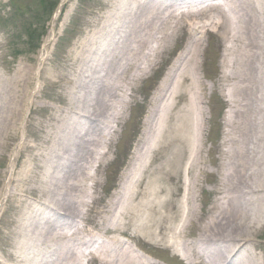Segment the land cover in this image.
I'll use <instances>...</instances> for the list:
<instances>
[{"label": "rangeland", "instance_id": "rangeland-1", "mask_svg": "<svg viewBox=\"0 0 264 264\" xmlns=\"http://www.w3.org/2000/svg\"><path fill=\"white\" fill-rule=\"evenodd\" d=\"M43 1L46 4V0H0V75L6 78L27 70L31 80L23 107L24 115L16 129L18 135L9 138L7 151L0 155V264H21L22 260L15 255L23 236L15 233L18 211L10 194L15 189L16 174L23 171L25 154L33 150L36 156H44L43 144H38L43 135L59 123L57 108L63 105L83 108L71 102L70 93L73 84L78 82L76 71L79 68V59H75L74 51L87 43L111 11L115 13L114 9H124V3L120 1L125 0H59L52 11L50 6L43 9ZM212 1L192 6L200 10L201 6ZM172 2L163 0L158 4L172 10L167 6ZM174 4L180 13L185 11L184 15H187L192 13L190 9L193 7L186 5L195 3L179 0ZM228 4L213 12L225 10L232 15L230 11L236 8L237 12L241 3L232 1ZM176 13L179 14L178 11ZM189 37L187 31L182 30L174 41V49L162 55L149 75L135 82L125 78L118 82L119 89L111 93L113 98L108 102L109 110L119 117L101 122L105 136L115 129L109 152L111 162L100 169L96 177L98 184L94 195L98 201L90 209L84 207L86 217L79 223L78 231L81 227L90 230L91 233L80 234L90 242L81 249L76 248V264H105L101 257L90 258L88 255L89 251L105 246L119 252V257L131 248L132 256L129 257L133 258L129 264H193V253L188 246L206 223L214 224L210 213L223 212L227 208L226 193L219 192V189H225L227 181L233 186L237 167L248 169L251 156L247 155V150H259L251 144L253 135L250 134L249 121L256 122L255 129L259 130L257 141L264 140V84L256 95H249L238 90L231 92L229 89L236 86L231 78L221 80L224 75L244 73L243 66L237 62L243 40H238L231 47L232 42L222 28L212 29L203 36V48L198 59L199 74L209 88L206 93L198 95L186 91L183 95L163 93V96L155 93L158 86L164 85L165 73ZM233 57L231 68L225 61H231ZM153 130L154 146L147 144V165L130 182L135 188L133 196L128 194L131 196L128 209L124 210V216L118 217V224L117 217L114 220L110 217L107 225L104 219L109 216L105 213L115 200L116 192L122 193L126 189L124 174L139 152L141 142L143 152ZM25 145L33 148L24 149ZM259 151L264 159V150ZM96 167V163L94 169L91 167L92 174ZM139 176L140 180H137ZM44 178L39 167L33 166L28 182L45 181ZM88 184L92 186L93 181ZM154 187L158 190L163 188L156 197ZM257 187L264 188V180L257 182ZM35 195L28 196L27 200L36 207L42 206L39 211L41 220L52 219L53 209L41 204L46 193L36 192ZM154 197L161 202L156 207ZM189 198L196 216L187 223L188 217L183 210H188ZM86 199L91 203V198ZM48 200L54 205L51 199ZM250 201L255 203L254 199ZM107 202L111 203L109 207H106ZM259 219L264 225V215ZM183 224L187 227L181 231ZM241 236L255 237V251L264 260V226L257 231H242ZM78 243L81 245L79 237ZM27 258L30 261L35 259L33 253ZM53 258L47 253L46 260Z\"/></svg>", "mask_w": 264, "mask_h": 264}, {"label": "bare ground", "instance_id": "bare-ground-1", "mask_svg": "<svg viewBox=\"0 0 264 264\" xmlns=\"http://www.w3.org/2000/svg\"><path fill=\"white\" fill-rule=\"evenodd\" d=\"M162 1H120L124 3V9H114L115 13L111 11L87 43L80 48L77 45L79 49L74 51V56L79 59L76 71L78 82L73 84L70 95L71 102L80 104L83 108L63 105L56 109L59 123L50 132L47 131L38 144H43L41 148L44 156H36L33 150L25 154L23 171L16 174L15 189L10 194L18 211L19 222L15 233L23 236L18 251L15 252L22 259L21 264L24 260L26 262L23 264H76V248L81 249L90 242L80 236L83 232L91 233L90 230L81 227L78 231L79 223L86 217L84 207L90 209L98 201L94 195L98 184L96 177L99 170L111 162L109 152L115 129H111L106 136L101 131L103 120L119 117L109 110L108 102L113 98L111 93L119 89L118 82L125 78L135 82L140 77L149 75L162 55L173 48L174 41L182 30L189 34V41L176 54V60L165 73L164 85L158 86L155 93L160 96L163 93L183 95L187 91L200 95L209 90L199 74L201 68L198 57L202 52L204 34L216 28H222L227 38L229 36L231 47L238 40H243L237 62L243 66L244 73L224 75L221 80L231 78L235 81L236 86L229 89L231 92L238 90L256 95L261 91L260 86L264 84V0H213L212 3L201 6L200 10L192 5L208 0H191L195 4L186 5L188 8L193 7L190 9L192 13L187 15H184L185 11L180 13V9L174 7V2L179 0H173L172 4L167 5L172 10L158 4ZM232 1L241 3L237 12L236 8L230 11L233 16L225 10L213 12ZM204 11L207 12L203 14ZM233 61L234 57L231 61L227 59L225 63L233 68ZM30 83V73L27 70L6 78L0 75V155L7 151L9 138L18 135L16 129L24 115L23 107ZM151 115H154L153 112ZM249 125L250 134L253 135V139L250 138L251 144L264 150V140L257 141L259 130L255 129L256 122L249 121ZM147 144L154 146V130L146 140L143 152V143H140L139 152L124 174L126 189L122 193L116 192L115 200L105 213L109 216L104 219L107 225L110 217L112 220L117 217L118 224V217L124 216V210L128 209L131 199L128 194L133 196L135 188L130 182L147 165ZM29 147L33 148L25 145L24 149ZM259 150H247V155L251 156L248 169L245 166L237 167L234 170L233 186L227 181L225 189H219V192L226 193L227 208L223 212L218 210L210 213V220L214 224L210 226L206 223L202 232L188 246L193 253V264H264L263 258L255 251V237L241 236L242 231H257L264 226L259 219L264 215V188L257 187V182L264 180V159ZM95 163L96 172L92 174L91 167L94 169ZM33 166L39 167L43 177L45 175V181L41 179L40 182H28ZM140 176L137 180H140ZM90 180L93 181L92 186L88 184ZM162 190L163 188L158 190L154 187L155 197ZM36 192L46 193L45 201L42 200L41 204L53 209L52 219L41 220L39 211L42 206L36 207L32 201L27 200L28 196H36ZM155 197L154 207L161 203ZM86 198H91V203ZM190 198L187 200L188 210H183L188 217L187 223L192 222L196 216L194 207L190 205ZM249 198L254 199L255 203ZM34 199L40 201L39 198ZM48 199L54 205L48 203ZM111 203L107 202L106 207ZM185 227L187 224H183L179 230L182 231ZM76 235L81 239V245ZM114 250L105 246L103 249L100 247L89 251L88 255H91L90 258L101 257L105 264L130 263L133 258L129 257L132 256L131 248H127V254L120 257L119 252ZM30 253L35 258L32 261L27 258ZM47 253L54 258L46 260Z\"/></svg>", "mask_w": 264, "mask_h": 264}, {"label": "trees", "instance_id": "trees-1", "mask_svg": "<svg viewBox=\"0 0 264 264\" xmlns=\"http://www.w3.org/2000/svg\"><path fill=\"white\" fill-rule=\"evenodd\" d=\"M44 2V1H43ZM58 3H59V0H56V1H54L53 3L50 1V0H46V4H45V2H44V10H45V8L47 9L49 6H50V10L52 11V9L54 8V7H56V5H58ZM50 11V12H51Z\"/></svg>", "mask_w": 264, "mask_h": 264}]
</instances>
